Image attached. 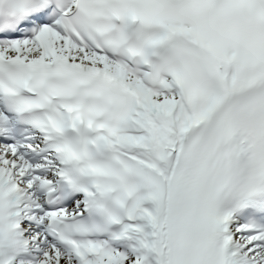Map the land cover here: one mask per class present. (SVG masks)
<instances>
[{"label": "snow or ice", "instance_id": "obj_1", "mask_svg": "<svg viewBox=\"0 0 264 264\" xmlns=\"http://www.w3.org/2000/svg\"><path fill=\"white\" fill-rule=\"evenodd\" d=\"M0 264H264V0H0Z\"/></svg>", "mask_w": 264, "mask_h": 264}]
</instances>
